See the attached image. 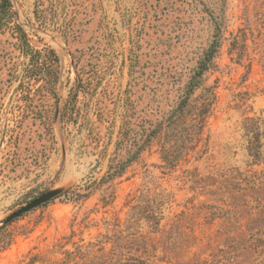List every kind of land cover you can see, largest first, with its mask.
Instances as JSON below:
<instances>
[{
  "label": "rangeland",
  "instance_id": "rangeland-1",
  "mask_svg": "<svg viewBox=\"0 0 264 264\" xmlns=\"http://www.w3.org/2000/svg\"><path fill=\"white\" fill-rule=\"evenodd\" d=\"M10 1L0 264H84L78 248L109 237L146 264H264V0ZM211 9L222 27L192 96L214 97L200 139L171 168L154 139L106 177L127 109L152 122L169 109L212 38ZM53 55L52 86L39 87L30 67Z\"/></svg>",
  "mask_w": 264,
  "mask_h": 264
},
{
  "label": "trees",
  "instance_id": "trees-1",
  "mask_svg": "<svg viewBox=\"0 0 264 264\" xmlns=\"http://www.w3.org/2000/svg\"><path fill=\"white\" fill-rule=\"evenodd\" d=\"M12 4L10 0H0V29L8 25L13 18ZM209 16L213 24L212 38L203 49L198 58L195 68L189 71L184 83L178 87L176 98L169 109L156 121H147L144 117L131 110L122 119L115 142L114 155L108 164L106 177L113 178L121 175L124 169L134 161L140 152L154 139H160L161 159L168 168L173 167L176 162L190 150L196 140L200 139L204 120L209 112L214 97H204L194 102L192 98L194 91L201 85L202 76L213 63L220 42L221 19L214 14L213 9L209 10ZM24 36L21 27L13 25ZM24 42H26L24 40ZM56 57L42 61L36 60L32 67L33 77L41 81L39 87H50L54 81V63ZM29 70V69H28ZM77 91V89H76ZM65 195L72 198L80 195L76 189L66 190ZM156 223V222H155ZM4 226L0 225V230ZM106 242H111L108 249L103 244L90 243L85 247H79L78 258L89 264H146L144 259L138 256H131L130 246L121 241H115L111 237ZM96 246V247H95Z\"/></svg>",
  "mask_w": 264,
  "mask_h": 264
},
{
  "label": "water",
  "instance_id": "water-1",
  "mask_svg": "<svg viewBox=\"0 0 264 264\" xmlns=\"http://www.w3.org/2000/svg\"><path fill=\"white\" fill-rule=\"evenodd\" d=\"M57 194L56 191H49L46 193H43L37 197H35L34 199H32L30 202H28L27 204L23 205L22 207L18 208L17 210H15L13 213H11L6 219V221H10L18 216H20L21 214L49 201L50 199H52L55 195Z\"/></svg>",
  "mask_w": 264,
  "mask_h": 264
}]
</instances>
